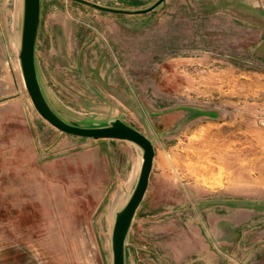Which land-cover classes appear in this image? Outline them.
Wrapping results in <instances>:
<instances>
[{
	"label": "rangeland",
	"instance_id": "obj_1",
	"mask_svg": "<svg viewBox=\"0 0 264 264\" xmlns=\"http://www.w3.org/2000/svg\"><path fill=\"white\" fill-rule=\"evenodd\" d=\"M21 11L0 0V264H111L140 148L37 113L17 58ZM33 53L65 121L119 117L151 141L124 264H264V0H162L134 14L39 0Z\"/></svg>",
	"mask_w": 264,
	"mask_h": 264
},
{
	"label": "water",
	"instance_id": "obj_2",
	"mask_svg": "<svg viewBox=\"0 0 264 264\" xmlns=\"http://www.w3.org/2000/svg\"><path fill=\"white\" fill-rule=\"evenodd\" d=\"M88 6L118 13H143L151 10L162 0H153L140 8H122L100 4L91 0H76ZM39 21V0H22L17 58L23 86L37 113L56 129L90 138H118L133 142L140 148V163L132 190L113 215L110 230L111 264H124V237L134 210L145 191L152 164L153 147L149 138L119 117L104 124L78 125L65 121L48 104L40 88L34 65V42Z\"/></svg>",
	"mask_w": 264,
	"mask_h": 264
}]
</instances>
